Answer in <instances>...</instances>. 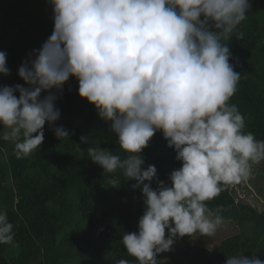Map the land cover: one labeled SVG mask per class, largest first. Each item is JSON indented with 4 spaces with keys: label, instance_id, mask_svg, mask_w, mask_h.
<instances>
[{
    "label": "clouds",
    "instance_id": "obj_1",
    "mask_svg": "<svg viewBox=\"0 0 264 264\" xmlns=\"http://www.w3.org/2000/svg\"><path fill=\"white\" fill-rule=\"evenodd\" d=\"M53 31L18 68L24 85L0 87V139L14 144L23 159L39 149L44 126L60 119L56 100L70 78L78 95L109 124L124 157L90 146L87 156L104 174L134 180L141 189L144 213L138 231L121 243L138 264H158L177 237H212L223 223L213 200L226 184L252 174L264 160V141L244 132L245 118L229 103L241 74L229 63L227 42L242 39L240 26L249 0H49ZM0 51V74H10ZM54 90V91H53ZM70 90V89H69ZM18 93V97L16 95ZM42 93L44 95H42ZM57 139L70 133L53 128ZM157 131L174 148L181 167L170 184L141 155ZM81 143L92 145L87 136ZM156 180V188L151 186ZM118 175L109 186L119 188ZM147 182V183H146ZM167 230V234H166ZM14 225L0 210V244H12ZM115 264H130L118 259ZM225 264H264L255 255L228 256Z\"/></svg>",
    "mask_w": 264,
    "mask_h": 264
},
{
    "label": "trees",
    "instance_id": "obj_2",
    "mask_svg": "<svg viewBox=\"0 0 264 264\" xmlns=\"http://www.w3.org/2000/svg\"><path fill=\"white\" fill-rule=\"evenodd\" d=\"M249 3L247 19L240 26L242 39L233 36L227 42L229 63L241 74L229 103L244 116L243 131L264 141V0ZM53 27L49 0H0V51L7 52L10 69L9 75L0 74V87L24 85L18 68L47 40ZM55 104L61 116L53 125L45 124L40 150L23 159L14 153L0 157V210L7 211L15 231L12 244H0V264H115L118 259L138 264L121 240L124 233L138 231L145 211L142 191L133 190L135 181L124 180L119 171L104 174L86 149L101 147L121 157L126 153L109 124L78 95L75 78L65 83ZM58 126L70 137L57 139L53 128ZM81 136L93 140L92 145L81 143ZM9 147L14 149L13 142L0 139L1 153ZM141 155L142 168L154 165L157 178L168 184L171 171L181 167L160 131ZM112 175L122 181L118 189L109 186ZM151 186L156 188L155 179ZM221 188L207 207L213 212L221 208L223 223L232 222L238 231L213 248L193 242L173 246L167 251L168 264H225L228 256L241 253L264 260V207L258 210L236 200L230 184Z\"/></svg>",
    "mask_w": 264,
    "mask_h": 264
},
{
    "label": "rangeland",
    "instance_id": "obj_3",
    "mask_svg": "<svg viewBox=\"0 0 264 264\" xmlns=\"http://www.w3.org/2000/svg\"><path fill=\"white\" fill-rule=\"evenodd\" d=\"M14 149L5 148L1 155H9ZM233 188V195L236 200H244L254 205L258 210L264 207V160L259 163L252 164V174L240 183L230 184ZM236 226L232 222H224L218 226L216 233L212 237H207L199 234L193 236L177 237L173 246H177L184 242H193L213 248L219 244L227 236L233 235L237 232ZM167 234V230H166ZM172 246V247H173ZM160 264H168L169 258L167 252L160 253L157 257Z\"/></svg>",
    "mask_w": 264,
    "mask_h": 264
}]
</instances>
